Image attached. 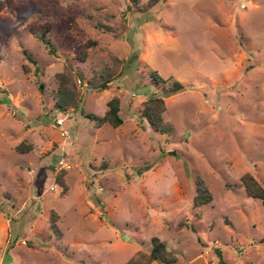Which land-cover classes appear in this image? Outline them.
I'll list each match as a JSON object with an SVG mask.
<instances>
[{
  "label": "rangeland",
  "instance_id": "rangeland-1",
  "mask_svg": "<svg viewBox=\"0 0 264 264\" xmlns=\"http://www.w3.org/2000/svg\"><path fill=\"white\" fill-rule=\"evenodd\" d=\"M48 2L0 0V264H127L152 237L174 264H264V204L225 186L246 172L264 186V0H57L42 16ZM41 26L55 52L29 30ZM111 55L127 59L122 74L87 88ZM68 67L80 102L61 111L55 74ZM175 80L185 88L168 95ZM113 96L123 123L94 127L84 114ZM149 96L169 132L141 116ZM198 176L212 200L195 207Z\"/></svg>",
  "mask_w": 264,
  "mask_h": 264
},
{
  "label": "trees",
  "instance_id": "trees-1",
  "mask_svg": "<svg viewBox=\"0 0 264 264\" xmlns=\"http://www.w3.org/2000/svg\"><path fill=\"white\" fill-rule=\"evenodd\" d=\"M133 4H137L138 0H132ZM155 0H149L148 6L152 5ZM58 6L57 0H50L48 3L41 4L37 8V12L42 16H49L55 12V9ZM97 28H102L105 31H112L110 26H103L96 24ZM31 34L40 40L44 45L48 47L49 52H55L54 46L47 37V34L50 31L49 26H41L40 28L30 27ZM95 40H87L81 47L80 51L77 54V58L80 62H84L88 57V48L90 46L96 45ZM27 59L35 64V61L31 59L29 55H26ZM127 59L118 58L115 55L110 56V63H106L100 70L94 72V74L87 79L86 87L89 89L102 91L108 89L112 81L118 78L123 71V67L126 64ZM24 70L27 71L28 67L24 65ZM35 70L38 68L35 66ZM73 74V75H72ZM148 74L151 79V83L155 86H158L159 83H164L165 80L157 73L154 69H149ZM80 76L76 70H72L70 67L65 69L61 73H56L55 78L58 81V87L55 90V106L64 111L68 108L76 107L80 102V94L75 90L73 86L72 77ZM42 87V84H40ZM185 88V85L177 80L171 83V86L168 88L167 94H176L182 91ZM107 109L103 115H95L91 113H86L84 116L93 121V125L96 128L101 127L104 124H108L112 127H118L123 123V118L120 115L121 101L117 96H113L106 103ZM166 111V106L162 97L159 96H149L144 100L142 104L141 116L146 119L149 125L160 133L169 132L171 129L164 123V113ZM31 145L26 144L25 141L20 142L16 146V150L19 153H26L31 150ZM64 172V171H62ZM63 174L60 173L57 178L58 184L62 187V192L65 190V184L62 179ZM243 187V190L247 197L255 198L260 200L264 204V186L249 172L244 173L240 177L239 184H230L226 183L225 186L227 189L234 191L239 186ZM195 195L193 197V206L200 207L204 204H208L212 200V193L209 190L207 184L201 177H197L195 180ZM59 215L55 211L50 212L49 222L50 229L57 238H61L62 232L57 225V220ZM151 249L148 252L138 251L133 255L127 262V264H150L152 261H159L164 264H174L177 261L176 255L167 249L166 243L160 240L158 237L151 238Z\"/></svg>",
  "mask_w": 264,
  "mask_h": 264
},
{
  "label": "built area",
  "instance_id": "built-area-1",
  "mask_svg": "<svg viewBox=\"0 0 264 264\" xmlns=\"http://www.w3.org/2000/svg\"><path fill=\"white\" fill-rule=\"evenodd\" d=\"M57 123H58V124H62V123H63V119H62V118H58V119H57Z\"/></svg>",
  "mask_w": 264,
  "mask_h": 264
}]
</instances>
